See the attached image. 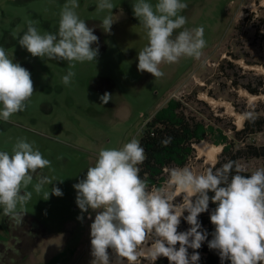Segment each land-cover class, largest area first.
Masks as SVG:
<instances>
[{
    "label": "rangeland",
    "instance_id": "obj_1",
    "mask_svg": "<svg viewBox=\"0 0 264 264\" xmlns=\"http://www.w3.org/2000/svg\"><path fill=\"white\" fill-rule=\"evenodd\" d=\"M110 2L117 20L105 32L101 22L108 11L96 9L98 0H78L75 11L98 37L92 47L99 54L96 61L73 62L75 76L64 85L67 61L33 57L18 40L29 21L42 35L57 33L60 12L70 0H0V47L30 72L34 86L26 109L13 114L9 123L0 122V150L11 152L18 139H26L51 161L42 171L55 179L36 193L33 174L27 188L32 197L17 208L35 219V245L18 264H92L90 225L99 210L81 212L73 186L94 166L101 148H120L133 138L139 140L146 122L171 99L182 103L186 115L226 136L233 134L234 127L243 128L245 120L239 124L238 115L254 110L264 116V93L245 89L247 84L264 82V0H182L187 4L179 13L187 18L183 28L203 26L205 47L199 58L161 64L160 78L137 68L138 51L147 39L133 13L136 0ZM147 2L155 5L157 0ZM183 28L175 30L173 38ZM105 92L112 99L102 104ZM203 140L221 146V151L224 147L218 132H207ZM248 141L263 145L264 133ZM220 152L215 161H207L195 149L185 166L199 174L215 165ZM240 163L250 172L264 168V160ZM52 187L60 188L63 195L50 193L45 200ZM174 202H182V196ZM6 217L0 206L2 242L8 239ZM115 260L116 254L112 263Z\"/></svg>",
    "mask_w": 264,
    "mask_h": 264
},
{
    "label": "clouds",
    "instance_id": "obj_2",
    "mask_svg": "<svg viewBox=\"0 0 264 264\" xmlns=\"http://www.w3.org/2000/svg\"><path fill=\"white\" fill-rule=\"evenodd\" d=\"M78 7V0L63 5L57 33L42 35L29 21L18 40L33 57L67 61L69 70L62 77L64 85L75 76L71 70L73 62L96 61L99 54V49L92 47L98 37L79 18L75 11ZM114 8L110 0H98L96 4L98 11H108L101 22L105 32H110L117 20ZM132 8L147 39L138 51L140 72L160 78L164 75L161 64L201 56L206 43L204 28H183L187 18L179 13L187 4L182 0H157L155 5L136 0ZM182 28L173 38L174 31ZM33 93L30 72L14 63L0 47V122L9 123L13 114L23 112ZM111 99L107 92L100 97L102 104ZM253 118L252 112L240 116L241 120ZM171 139L167 137L161 144L167 146ZM145 159V150L136 138L120 148H101L94 166L88 167L85 178L73 186L81 212L99 210L90 225L92 264H110L109 248L117 256V264L123 260L127 264H142V260L154 264L161 256L169 264H198L199 253L193 252L189 258L188 249H200L207 239V232L200 231L198 216L208 210L210 199L217 206L210 215L215 231L208 247L218 250L222 262L264 264V168L244 175L246 166L232 160L199 174L188 166L166 168L167 180L149 188L148 181L140 176L139 165ZM50 164L26 139H18L11 152L0 150V206L5 216L18 224L23 221L17 208L22 209L32 197L27 188L33 182V174L36 193L55 181L42 171ZM209 192L214 195L210 197ZM50 193L63 195L60 188L52 187L45 192V200ZM180 196L182 202L175 203ZM182 216L191 227L178 232Z\"/></svg>",
    "mask_w": 264,
    "mask_h": 264
},
{
    "label": "trees",
    "instance_id": "obj_3",
    "mask_svg": "<svg viewBox=\"0 0 264 264\" xmlns=\"http://www.w3.org/2000/svg\"><path fill=\"white\" fill-rule=\"evenodd\" d=\"M234 85H236V82ZM261 87H264L262 79L255 85H245V89L251 94L264 93V88L260 89ZM247 112H252L254 118L245 120L243 128L239 130H236L234 127L233 134L226 136L222 131L214 130L215 128L212 126H207L204 122L186 115L182 103L178 100L171 99L164 108L146 122L144 128L141 130L139 141L146 153L145 161L139 165L141 178L148 181L149 188L153 185H162L168 178L165 169L184 167L189 159L194 156V144L205 139L207 132L214 134L218 132L220 138H222L221 143L224 144L218 161L215 163L216 168H219L229 160L239 163L241 161L255 159L264 160V144L257 145L254 142L248 141V139L256 134L264 133V116L259 115L254 110ZM167 137L172 138L171 143L163 146L161 141ZM251 173L250 171H246L243 174L250 175ZM208 194L210 197L214 195L212 192ZM216 206L210 199L208 210L198 216V221L201 224L200 231H206L208 234L207 239L202 242L200 249H188L189 258L193 252L199 253L200 260L198 264H231L229 260L222 262L218 250L208 247V242L213 239V233L215 231V226L210 221V215ZM187 215L188 213L185 212L184 216ZM190 227L191 225L182 216L180 224L178 225V232L188 231ZM176 247L179 248V244ZM108 253L111 264L115 252L109 248ZM155 264H169V261L166 257L161 256L155 261Z\"/></svg>",
    "mask_w": 264,
    "mask_h": 264
},
{
    "label": "flooded vegetation",
    "instance_id": "obj_4",
    "mask_svg": "<svg viewBox=\"0 0 264 264\" xmlns=\"http://www.w3.org/2000/svg\"><path fill=\"white\" fill-rule=\"evenodd\" d=\"M20 213L24 219L19 224L8 216L4 220L8 239L0 241V261L3 264H17L35 245V219L28 213Z\"/></svg>",
    "mask_w": 264,
    "mask_h": 264
},
{
    "label": "bare ground",
    "instance_id": "obj_5",
    "mask_svg": "<svg viewBox=\"0 0 264 264\" xmlns=\"http://www.w3.org/2000/svg\"><path fill=\"white\" fill-rule=\"evenodd\" d=\"M262 72L264 74V69H262ZM205 98L210 99L208 97H205ZM210 101H213V100L210 99ZM240 116L241 115H238V123L242 124L243 120L240 119ZM194 147L197 150V153L199 155L206 157L207 161H215L217 154L221 151V148H222L221 146L210 144L204 140L200 141L199 143L194 144ZM112 264H117V260H115ZM121 264H127V261L123 260Z\"/></svg>",
    "mask_w": 264,
    "mask_h": 264
},
{
    "label": "crops",
    "instance_id": "obj_6",
    "mask_svg": "<svg viewBox=\"0 0 264 264\" xmlns=\"http://www.w3.org/2000/svg\"><path fill=\"white\" fill-rule=\"evenodd\" d=\"M18 264V263H17Z\"/></svg>",
    "mask_w": 264,
    "mask_h": 264
}]
</instances>
